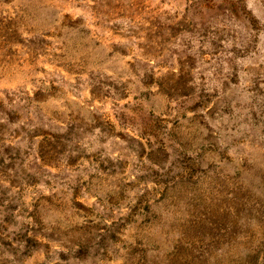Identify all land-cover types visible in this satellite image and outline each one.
Wrapping results in <instances>:
<instances>
[{
  "label": "rangeland",
  "instance_id": "1",
  "mask_svg": "<svg viewBox=\"0 0 264 264\" xmlns=\"http://www.w3.org/2000/svg\"><path fill=\"white\" fill-rule=\"evenodd\" d=\"M0 264H264V0H0Z\"/></svg>",
  "mask_w": 264,
  "mask_h": 264
}]
</instances>
